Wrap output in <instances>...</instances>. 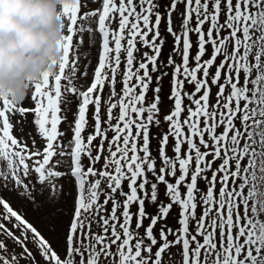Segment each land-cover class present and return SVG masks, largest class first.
Instances as JSON below:
<instances>
[{
  "label": "snow or ice",
  "instance_id": "snow-or-ice-1",
  "mask_svg": "<svg viewBox=\"0 0 264 264\" xmlns=\"http://www.w3.org/2000/svg\"><path fill=\"white\" fill-rule=\"evenodd\" d=\"M60 11L0 91V264H264V0Z\"/></svg>",
  "mask_w": 264,
  "mask_h": 264
},
{
  "label": "clouds",
  "instance_id": "clouds-1",
  "mask_svg": "<svg viewBox=\"0 0 264 264\" xmlns=\"http://www.w3.org/2000/svg\"><path fill=\"white\" fill-rule=\"evenodd\" d=\"M61 0H0V91L23 103L30 79L55 70L65 33Z\"/></svg>",
  "mask_w": 264,
  "mask_h": 264
}]
</instances>
